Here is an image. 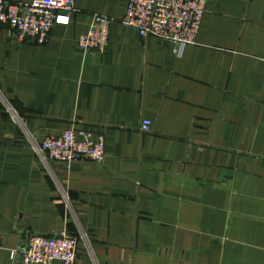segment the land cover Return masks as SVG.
<instances>
[{"label":"crops","instance_id":"1","mask_svg":"<svg viewBox=\"0 0 264 264\" xmlns=\"http://www.w3.org/2000/svg\"><path fill=\"white\" fill-rule=\"evenodd\" d=\"M127 3L76 0L43 44L0 27V264L60 230L75 264H264V0H207L181 53L121 24ZM93 14L103 54L77 48ZM18 122L102 132L104 159L45 169Z\"/></svg>","mask_w":264,"mask_h":264},{"label":"built area","instance_id":"2","mask_svg":"<svg viewBox=\"0 0 264 264\" xmlns=\"http://www.w3.org/2000/svg\"><path fill=\"white\" fill-rule=\"evenodd\" d=\"M207 0H128L119 22L134 28L142 38L158 37L171 42L181 53L184 46L197 41ZM77 11L76 0H0V27L7 24L19 40L34 39L43 44L57 23H68ZM112 18L93 14L89 28L77 39V48L84 53L103 54L108 46ZM20 137L47 169L53 161L70 164L78 161L101 162L105 156L102 132L70 128L59 135L35 138L17 123ZM151 121H141V132H149ZM68 204L66 195L63 196ZM81 237L82 234L80 235ZM79 236L66 230L53 235L31 234L26 241L9 252L13 264H75Z\"/></svg>","mask_w":264,"mask_h":264},{"label":"water","instance_id":"3","mask_svg":"<svg viewBox=\"0 0 264 264\" xmlns=\"http://www.w3.org/2000/svg\"><path fill=\"white\" fill-rule=\"evenodd\" d=\"M90 57H91V54H87V55H86V60H89Z\"/></svg>","mask_w":264,"mask_h":264}]
</instances>
